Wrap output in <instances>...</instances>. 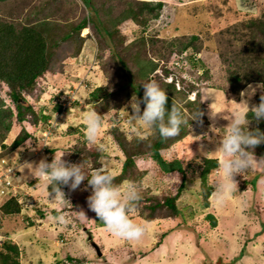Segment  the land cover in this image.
<instances>
[{
  "label": "rangeland",
  "instance_id": "rangeland-1",
  "mask_svg": "<svg viewBox=\"0 0 264 264\" xmlns=\"http://www.w3.org/2000/svg\"><path fill=\"white\" fill-rule=\"evenodd\" d=\"M152 1L161 2L162 7L158 17L149 19L143 31V26L133 20L121 22L120 30L126 43L143 34L146 57L158 64L153 77L166 82L172 78L178 80L175 81L176 87L182 90H188L189 84L194 82L206 116V123L197 120L188 123L187 135L161 151L165 165L179 161L186 173L182 193L176 199L178 213L175 217H164L165 212L157 210L154 219L146 217L149 211L145 205L149 204V197L155 195L162 199L169 192H175L182 178L179 172L162 171L161 163L150 158H138L135 172L138 180H127L142 188V199L130 215L135 222L147 225L144 236L132 242L116 238L98 223L95 213L88 208L87 197L91 189L85 190L87 180L74 191L64 186L65 197H56L48 191L49 184L38 177L34 166L25 163H39L41 159L53 158L54 153L66 151L65 160L74 163L84 161L86 168L95 170V162L88 152L76 150V147L86 145L100 151L97 167L103 166L115 176L122 169L124 154L112 129L116 126L128 141L136 136L147 137L153 131L133 121L130 100L120 108L107 111L97 140L94 143L87 140L81 116L92 110V104L87 100L89 92L119 79L116 76L118 67L109 59V51L101 50L97 35L87 26L79 31L80 37L88 36L80 52H67L74 43L72 38L61 40L55 69L37 80L34 95L25 96L35 110L43 107L44 112L50 113L47 125L32 126L28 122L14 121L2 142L7 148L0 147V156L9 160L19 172L20 190L36 201L15 215L6 216L0 211V243L8 238L19 246L20 264H264V163L257 162L254 168L235 177L238 189L222 206H217L211 195L209 206L202 205L199 178L201 160L218 159L220 155L215 150L219 138L226 132V118L244 107L240 93L248 84L239 91L231 90L227 79L230 72L241 65L257 62L255 55L264 57V45L256 54L248 56L245 53L248 52L246 40L250 38L246 35L250 33L247 22L264 18V0ZM111 3L114 8L112 17L125 6L118 0ZM87 13L82 0L0 2L3 20L20 24L55 21L66 31ZM194 34L198 35L195 43L200 48L195 55L204 58V66L194 67L186 62L185 55L193 52L192 47L183 52L178 50ZM131 59L132 55L126 62L132 70ZM164 68L169 72L166 76ZM257 83L260 82L249 84ZM187 95L189 100L196 97L195 91ZM257 95H260L259 90L249 100L250 106L258 103ZM0 98L5 106L14 108L4 83H0ZM187 99L179 100L185 116H188ZM56 103L64 106L63 112L53 109ZM211 110L221 114L210 118ZM256 126L254 120L249 125L250 128ZM23 128L32 136L14 150H9ZM49 130L51 133L47 136ZM255 150L258 151V147ZM262 156L264 154L256 155L257 159ZM217 171L218 168L207 177L206 182L210 186ZM32 176H37L36 181L40 183L35 185ZM23 178L27 183L22 182ZM6 199V196H0V206ZM83 211L86 215L82 214ZM209 213L217 219L214 227L207 218ZM94 244L98 246L100 255Z\"/></svg>",
  "mask_w": 264,
  "mask_h": 264
},
{
  "label": "trees",
  "instance_id": "trees-1",
  "mask_svg": "<svg viewBox=\"0 0 264 264\" xmlns=\"http://www.w3.org/2000/svg\"><path fill=\"white\" fill-rule=\"evenodd\" d=\"M3 1L6 0H0V2ZM82 1L88 13L83 15L79 22L76 25L74 24L68 31L63 30L55 21H28L20 24L16 21L3 20L0 17V83H4L8 87V97L14 103V108L5 106L0 98L1 148H7L6 144H2V142L5 140L6 134L10 131L14 121L18 123L28 122L32 126H37L40 123L43 127L47 125V121L51 117L50 113L44 112L45 108L43 107L35 110L31 104L27 103L25 96L34 95L37 88V80L45 73L55 69L54 66L58 63L56 52L62 45L60 43L61 40L72 38L74 43L67 52L71 54L80 52L83 41L88 36L80 37L79 31L87 26H90L97 35L100 45H102L101 50H108L110 53L109 59L118 67L116 74L119 77L118 81H112L108 86L95 87L89 92L87 97L88 102L92 104V110L96 111L101 118L110 109L120 108L122 105L127 104L132 97L137 96L142 99L144 91L142 83L147 82L150 78H154L161 88L166 90L168 95L167 106L169 108L172 101L180 106L179 100L187 99V94L195 91L196 97L193 100L187 99L185 103V106L188 107V116H185L184 113L187 124L193 122L192 118L199 109L203 112L200 93L194 82L189 84L191 87L188 90H182L176 87L175 81L178 80L172 78L171 82H166L161 80V78L153 77L158 64L152 58L146 57L144 35H140L139 38L127 44L125 36L120 30L121 22L133 20L143 26V31L149 19L158 17L162 7L161 2L152 0H118L124 3L125 6L118 14L112 17L114 8L111 2L113 0ZM45 4H47L46 1ZM247 23L250 27V33L246 35L250 38L246 40L248 52L245 53L250 56L251 54H256L258 48L264 45V18L253 19ZM196 40H198V35L190 36L178 50L183 52L188 47H192L193 54L185 55L186 62L194 67L204 66V58H197L195 55L200 51L199 46L195 43ZM130 55H132L130 61L134 65L132 70L126 62L127 57ZM254 60H257V62L252 61L248 66L246 64L245 66L241 65L235 71L230 72L227 79L231 90L239 91L243 86L253 81L264 82V57L255 55ZM253 62L254 64H252ZM163 71L165 76L169 74L166 68ZM186 90L187 92L185 93ZM257 100L259 103V95H257ZM111 102L114 104H111ZM141 105L144 107L143 104ZM53 109L61 112L62 105L56 103ZM248 118L252 119L251 112L248 113ZM201 119L202 122L206 123L205 114ZM187 124L181 125L178 136L167 140H163L160 137L157 129H153L152 133L147 137L136 136L130 141L126 140L124 135L118 132L116 126L111 131L124 154L122 169L119 174L114 176V183L121 184L125 180H138L135 174L137 171L136 160L138 158L153 159L157 163H161L162 171L166 173L176 171L182 175L181 182L175 192H169L162 199L155 195L149 197L150 202L145 205V208L149 211L146 217L149 219L156 217L157 210L165 212L164 217H175L178 213L176 199L182 193L186 173L182 165L178 163L179 161L165 165L162 161L161 151L169 148L175 140L187 135ZM256 127L264 131V121H261ZM31 136L32 134L23 128L10 144L9 150H14ZM84 142L86 143V140ZM84 146L83 148L76 147V150L81 153L88 152L93 162H95L94 168H96V161L101 154L100 151L87 148L86 145ZM257 147L259 150H254L255 154H264V143ZM47 150L49 151L50 149ZM51 160L52 158L48 161ZM217 160V158H203L201 160L199 178L201 180V196L204 207L209 206V196L212 193V187L206 182L207 177L209 173L218 168ZM47 189L53 193L52 186L48 185ZM20 210L21 205L17 203L15 198L5 200L0 206L1 213L6 216L18 214ZM39 213L42 214L41 212ZM207 218L210 220L212 227L216 226L217 219L213 214H207ZM98 223L103 225L99 220ZM33 224L31 222V225ZM0 264H20L19 246L8 238H5L0 243Z\"/></svg>",
  "mask_w": 264,
  "mask_h": 264
},
{
  "label": "clouds",
  "instance_id": "clouds-1",
  "mask_svg": "<svg viewBox=\"0 0 264 264\" xmlns=\"http://www.w3.org/2000/svg\"><path fill=\"white\" fill-rule=\"evenodd\" d=\"M171 81L172 79L169 82ZM142 86L144 90L142 99L136 96L130 101L132 109L130 115L133 121H137L146 130L157 129L163 140L178 136L181 125L187 124L181 106L174 101L170 108L167 106V92L154 78L142 83ZM257 90L260 92L259 103L250 106L249 100ZM240 95L244 107L226 118L228 120L226 132L219 138L215 150L220 155L217 160L218 171L211 185L213 188L211 197L217 206L224 205L237 191L238 183L235 179L237 175L254 168L257 162L264 163V156L257 159L254 151L257 146L264 143V131L259 127H249L253 120L257 124L264 121V82L248 84ZM141 104L144 105L143 110ZM249 112L252 113V119L248 118ZM217 113L220 112L211 110L210 118L214 119ZM203 115L199 109L192 120L202 123ZM81 120L86 129L87 140L94 143L102 127L101 116L96 111L89 110L82 114ZM28 147L31 148L29 145ZM65 152L54 153L50 162L44 158L39 163H25L34 166L38 177L52 186V194L56 197H65L62 186H68L74 191L87 180L85 190L91 189V194L87 197L89 210L95 213L107 231L116 238L127 242L139 241L144 236L147 225L135 222L130 213L142 199L141 186L127 180L116 184L114 175L103 166L90 170L85 167L84 161L74 163L65 160L63 158ZM17 203L20 204L18 201ZM20 211H23L22 204ZM82 214L86 215L84 211Z\"/></svg>",
  "mask_w": 264,
  "mask_h": 264
},
{
  "label": "built area",
  "instance_id": "built-area-1",
  "mask_svg": "<svg viewBox=\"0 0 264 264\" xmlns=\"http://www.w3.org/2000/svg\"><path fill=\"white\" fill-rule=\"evenodd\" d=\"M64 111V106H62L61 112ZM51 130H49L48 135H50ZM18 170L16 167L12 166L9 160L6 158L0 159V196H6L7 198H16L17 201L22 204V210L27 207L34 205L31 195L25 191H21V184L17 178ZM24 205V206H23Z\"/></svg>",
  "mask_w": 264,
  "mask_h": 264
},
{
  "label": "crops",
  "instance_id": "crops-1",
  "mask_svg": "<svg viewBox=\"0 0 264 264\" xmlns=\"http://www.w3.org/2000/svg\"><path fill=\"white\" fill-rule=\"evenodd\" d=\"M36 178H37V176H34V177L32 176V178H31V180L34 179V184H35V185L40 183L38 180L36 181ZM23 179H24V178H23ZM31 180H29V181H31ZM22 182H23V183H25V182L27 183V180L24 179V181H22ZM32 183H33V182H32ZM23 187H24V185H23ZM38 188H40V187H38ZM28 190H29V189H28Z\"/></svg>",
  "mask_w": 264,
  "mask_h": 264
},
{
  "label": "water",
  "instance_id": "water-1",
  "mask_svg": "<svg viewBox=\"0 0 264 264\" xmlns=\"http://www.w3.org/2000/svg\"><path fill=\"white\" fill-rule=\"evenodd\" d=\"M94 246H95V248H96V250H97L98 254L100 255V254H101V252L99 251V248H98V246H97V245H95V244H94Z\"/></svg>",
  "mask_w": 264,
  "mask_h": 264
}]
</instances>
